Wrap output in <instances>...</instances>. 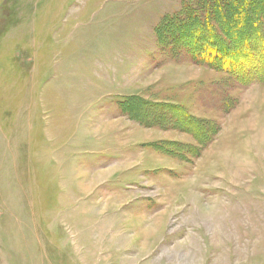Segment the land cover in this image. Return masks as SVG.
I'll use <instances>...</instances> for the list:
<instances>
[{"label":"rangeland","instance_id":"1","mask_svg":"<svg viewBox=\"0 0 264 264\" xmlns=\"http://www.w3.org/2000/svg\"><path fill=\"white\" fill-rule=\"evenodd\" d=\"M191 2L0 0V264H264V55L193 63L164 30Z\"/></svg>","mask_w":264,"mask_h":264},{"label":"trees","instance_id":"2","mask_svg":"<svg viewBox=\"0 0 264 264\" xmlns=\"http://www.w3.org/2000/svg\"><path fill=\"white\" fill-rule=\"evenodd\" d=\"M191 1L193 7L185 9L183 14L174 18L175 20L165 22L166 39L170 40L171 45L175 49L185 51L193 63L204 65L228 76L234 74L241 65L244 66L245 71H252V66L244 61L253 59L255 55L261 60L264 55V41L259 39L262 33L260 21L264 19V0ZM247 29L256 34L254 38H247L248 34H245ZM251 42L260 44L258 52L255 46L250 45ZM253 60L257 63V59ZM120 105L122 111L131 120L140 122L146 127L166 128L165 124L155 122L150 115L154 113L159 119H165L166 114L174 113L176 115L172 117V121L175 122L168 126L189 133L199 145H203L202 140L196 137L192 130L182 128L183 123L192 126L194 117L181 106L159 104L140 98L127 99ZM155 145L163 149V146L174 147L177 144L163 142Z\"/></svg>","mask_w":264,"mask_h":264}]
</instances>
